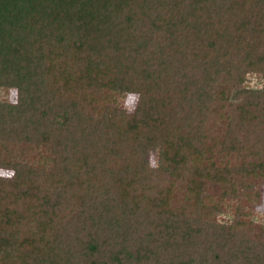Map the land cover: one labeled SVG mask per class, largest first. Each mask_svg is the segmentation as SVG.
<instances>
[{
	"label": "trees",
	"instance_id": "16d2710c",
	"mask_svg": "<svg viewBox=\"0 0 264 264\" xmlns=\"http://www.w3.org/2000/svg\"><path fill=\"white\" fill-rule=\"evenodd\" d=\"M1 89L0 264H264V0H0Z\"/></svg>",
	"mask_w": 264,
	"mask_h": 264
},
{
	"label": "rangeland",
	"instance_id": "374dc122",
	"mask_svg": "<svg viewBox=\"0 0 264 264\" xmlns=\"http://www.w3.org/2000/svg\"><path fill=\"white\" fill-rule=\"evenodd\" d=\"M248 84L252 85V86H258V82H259V78L256 75L250 74L247 76V81ZM9 90V89H8ZM7 89H1L0 91V96L5 97L6 99L8 98L9 101H11L12 97L10 98V92L11 90L8 91ZM135 97V95H134ZM153 155H155L154 157L156 158L157 154L155 152H153ZM29 157H26V159H28ZM12 174L11 170H7V169H0V175H5V176H9ZM260 186V185H259ZM257 186L258 188H261V199L259 201V203H254L251 208H253L252 214L250 216L251 219L259 221V220H263L264 221V185H262L261 187ZM219 187H217V189H213L215 192H218ZM244 206L246 207L247 204H244ZM252 210V209H251ZM249 217V216H248ZM247 217V219H248Z\"/></svg>",
	"mask_w": 264,
	"mask_h": 264
}]
</instances>
